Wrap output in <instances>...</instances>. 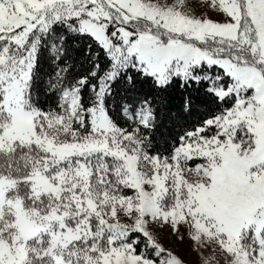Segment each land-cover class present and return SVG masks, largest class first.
<instances>
[{"label":"snow or ice","instance_id":"snow-or-ice-1","mask_svg":"<svg viewBox=\"0 0 264 264\" xmlns=\"http://www.w3.org/2000/svg\"><path fill=\"white\" fill-rule=\"evenodd\" d=\"M205 2L215 15L193 0H0V264H186L161 224L190 237L198 264H264V0ZM57 22L99 41L109 75L131 65L159 85L210 79L231 106L169 155L146 150L147 101L138 116L125 107L128 129L105 110L107 83L85 108L88 76L58 110L39 108L31 37ZM203 64L219 71L203 76Z\"/></svg>","mask_w":264,"mask_h":264},{"label":"trees","instance_id":"trees-1","mask_svg":"<svg viewBox=\"0 0 264 264\" xmlns=\"http://www.w3.org/2000/svg\"><path fill=\"white\" fill-rule=\"evenodd\" d=\"M113 64L108 51L93 36L57 22L38 37L29 88L32 102L45 110H58L63 89L75 85L81 76H88V82L79 90L81 104L88 108L99 103L100 84L107 83L103 103L113 122L122 128L136 126L125 107L129 106V111L137 116L138 110L145 106L142 102H148L155 119L151 128L142 129L151 142L146 150L161 155L171 154L182 136L231 106V101H221L210 90V79L197 81L173 76L165 85H159L153 76L131 65L121 67L114 76L109 75ZM218 71L217 66L200 67L203 76L209 73L215 76ZM57 73L61 75L58 77ZM57 79L63 81L61 88L52 87ZM135 235L141 237V247L145 238L140 233Z\"/></svg>","mask_w":264,"mask_h":264},{"label":"rangeland","instance_id":"rangeland-1","mask_svg":"<svg viewBox=\"0 0 264 264\" xmlns=\"http://www.w3.org/2000/svg\"><path fill=\"white\" fill-rule=\"evenodd\" d=\"M168 2H171V0H168ZM193 5H194V7L197 8L198 12L199 11H203L206 14L215 15V11L212 10V9H210V8H208L206 6L205 0H193ZM217 19H222V17H217ZM39 34L40 33H36L33 37H31V39L35 40L37 44H38ZM86 34H88V33H86ZM110 57L114 61V59H113V57L111 55H110ZM36 58H37V51H36ZM202 66L212 67V66H216V65L203 64L200 67H202ZM148 75H151V76H153L156 79V77L154 75H152V74H148ZM173 76H180V75H173ZM227 78H226V76L224 77V79H227ZM79 97H80V93H79ZM80 103H81V98H80ZM104 107H105V105H104ZM143 107H145V106H143ZM143 107H141L138 110L137 116L139 115L140 110ZM105 110L107 112L106 107H105ZM107 114H108V112H107ZM154 230L158 232V234L160 235L161 240L165 244V246L170 247L176 253H178L179 255H181L185 259L186 264H198V261H199V258H200V254L196 250L195 245H194V242L191 241L190 237L186 233L184 235V238L183 239H180L179 236H177L175 233L170 232L169 228L167 226L163 225V224H161V225H155ZM143 247H144V243H142V246L140 248H143ZM149 254H151V249H149Z\"/></svg>","mask_w":264,"mask_h":264}]
</instances>
